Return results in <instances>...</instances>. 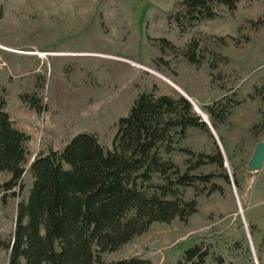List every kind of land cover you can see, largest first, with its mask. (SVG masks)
<instances>
[{"label": "rangeland", "instance_id": "rangeland-1", "mask_svg": "<svg viewBox=\"0 0 264 264\" xmlns=\"http://www.w3.org/2000/svg\"><path fill=\"white\" fill-rule=\"evenodd\" d=\"M175 1L0 0V43L13 50L4 54L7 67L0 69V103L29 136L23 189L14 188L4 201L0 193V234L7 243L18 203L33 183L35 157L62 150L81 132L94 133L112 149L119 118L139 94L154 92L186 97L209 122L208 107L232 105L225 123L208 131L189 129L184 139L176 137L175 151L164 153L181 173L195 165L198 154H208L211 162L190 174L216 177L178 187L182 199L197 203L187 220L155 222L118 250L102 253V260L217 264L222 257L229 264H264V165L248 170L264 142V7L259 0H242L233 14L180 33L168 21ZM193 42L197 63L186 59ZM21 94L35 97L40 110ZM9 178L0 172V183ZM192 247L207 254L203 262L185 259ZM10 253L0 249V264H9Z\"/></svg>", "mask_w": 264, "mask_h": 264}, {"label": "trees", "instance_id": "trees-1", "mask_svg": "<svg viewBox=\"0 0 264 264\" xmlns=\"http://www.w3.org/2000/svg\"><path fill=\"white\" fill-rule=\"evenodd\" d=\"M241 1L176 0L168 21L180 33H187L221 13L233 14ZM259 1L264 7V0ZM197 48L193 42L186 52L190 63L198 61ZM20 98L40 110L35 97L21 94ZM231 109L227 104L208 107L212 126L225 123ZM117 126L112 149L104 147L94 133L81 132L62 150L35 157L33 183L27 199L18 203L12 242L7 243L0 234V249H11L9 264H152L137 257L105 262L101 254L118 250L155 222L185 221L196 213V201L182 199L178 187L210 183L214 174L190 171L210 163L212 157L198 154L195 165L184 173L174 161L164 158V153L176 150L177 136L184 139L189 129H209L191 102L184 96L144 92ZM28 139L14 126L1 102L0 172L10 174L0 183L3 201L14 188L23 189ZM216 161L223 169L220 154ZM224 177L229 181L227 174ZM184 255L189 262L197 257L203 262L207 254L192 247ZM217 264L229 263L218 257Z\"/></svg>", "mask_w": 264, "mask_h": 264}, {"label": "water", "instance_id": "water-1", "mask_svg": "<svg viewBox=\"0 0 264 264\" xmlns=\"http://www.w3.org/2000/svg\"><path fill=\"white\" fill-rule=\"evenodd\" d=\"M205 122L208 123V125H212L209 120L204 119ZM264 165V142H260L255 150L254 154L251 157L249 163H248V170L251 172L259 171Z\"/></svg>", "mask_w": 264, "mask_h": 264}, {"label": "built area", "instance_id": "built-area-1", "mask_svg": "<svg viewBox=\"0 0 264 264\" xmlns=\"http://www.w3.org/2000/svg\"><path fill=\"white\" fill-rule=\"evenodd\" d=\"M13 50L11 48H8L7 46H4L0 43V69H5L7 67V62L5 60L4 54L6 52H12Z\"/></svg>", "mask_w": 264, "mask_h": 264}, {"label": "bare ground", "instance_id": "bare-ground-1", "mask_svg": "<svg viewBox=\"0 0 264 264\" xmlns=\"http://www.w3.org/2000/svg\"><path fill=\"white\" fill-rule=\"evenodd\" d=\"M39 55H40L41 57H45V56H46V53L41 52Z\"/></svg>", "mask_w": 264, "mask_h": 264}, {"label": "crops", "instance_id": "crops-1", "mask_svg": "<svg viewBox=\"0 0 264 264\" xmlns=\"http://www.w3.org/2000/svg\"><path fill=\"white\" fill-rule=\"evenodd\" d=\"M8 112V111H7ZM12 119V118H11ZM13 121V120H12ZM19 129V128H18Z\"/></svg>", "mask_w": 264, "mask_h": 264}]
</instances>
